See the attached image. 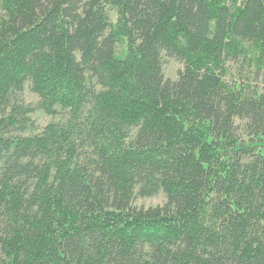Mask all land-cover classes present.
Segmentation results:
<instances>
[{
    "label": "trees",
    "instance_id": "1",
    "mask_svg": "<svg viewBox=\"0 0 264 264\" xmlns=\"http://www.w3.org/2000/svg\"><path fill=\"white\" fill-rule=\"evenodd\" d=\"M0 6V264H264V0Z\"/></svg>",
    "mask_w": 264,
    "mask_h": 264
},
{
    "label": "rangeland",
    "instance_id": "2",
    "mask_svg": "<svg viewBox=\"0 0 264 264\" xmlns=\"http://www.w3.org/2000/svg\"><path fill=\"white\" fill-rule=\"evenodd\" d=\"M3 11L0 6V17ZM229 65L233 72H236L239 68V60H232L229 62ZM185 64L181 60L177 59L174 56H169L166 53L164 54L163 59V72L166 78L171 80H176L179 78V74L184 70ZM19 102L20 105L24 107H33L35 110L29 113L31 119V124L26 132H23L24 135H30L35 133H40L44 128L51 122H57L62 119L63 113L65 110L61 107L56 108V113L50 114L40 109L38 107L40 102V97L37 93L32 90V84L27 82L22 91L18 92L15 97L12 99V103ZM1 110V109H0ZM1 117V112H0ZM136 133V129L133 130V135ZM135 198L133 201V207L137 209H148L150 207L163 206L167 202V196L163 191L152 195V196H140L139 187L136 188Z\"/></svg>",
    "mask_w": 264,
    "mask_h": 264
}]
</instances>
